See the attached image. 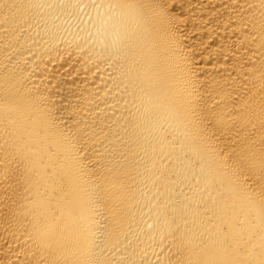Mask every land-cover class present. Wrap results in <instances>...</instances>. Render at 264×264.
Returning <instances> with one entry per match:
<instances>
[{
  "label": "bare ground",
  "instance_id": "bare-ground-1",
  "mask_svg": "<svg viewBox=\"0 0 264 264\" xmlns=\"http://www.w3.org/2000/svg\"><path fill=\"white\" fill-rule=\"evenodd\" d=\"M0 264H264V0H0Z\"/></svg>",
  "mask_w": 264,
  "mask_h": 264
}]
</instances>
